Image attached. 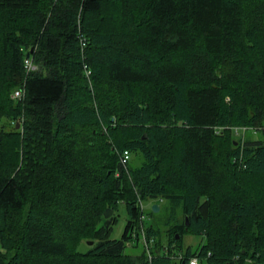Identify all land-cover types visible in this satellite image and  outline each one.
<instances>
[{
	"label": "trees",
	"instance_id": "obj_1",
	"mask_svg": "<svg viewBox=\"0 0 264 264\" xmlns=\"http://www.w3.org/2000/svg\"><path fill=\"white\" fill-rule=\"evenodd\" d=\"M173 247L264 264V0H0V264H172Z\"/></svg>",
	"mask_w": 264,
	"mask_h": 264
},
{
	"label": "rangeland",
	"instance_id": "obj_2",
	"mask_svg": "<svg viewBox=\"0 0 264 264\" xmlns=\"http://www.w3.org/2000/svg\"><path fill=\"white\" fill-rule=\"evenodd\" d=\"M17 88L18 87H15V89H17ZM234 130L236 131V129L235 128L232 129L233 133H234ZM133 160L135 162H137L136 157H134ZM153 202H157V201L152 200V199L144 200V202H143V204H144V216L141 217V218H144V220H143L144 222L142 220H140V222H143V224L144 223H154L159 228L162 243L166 244L168 241V238H169L168 237V232H169L168 231V225L164 224V220L167 217V210H166L164 202H160V208L156 211H153L151 208V205ZM116 216H117V220L115 221V223L113 225L111 236L120 237L122 234L124 225L126 223V220L128 218V213L126 211L124 203L119 204L118 210L116 211ZM180 216L181 215H179V217ZM201 240H202L201 234L185 232V233H183L182 238H181V247L183 249L189 247V248H191V250H194V249H196V247L198 246V244L200 243ZM79 247H80V249H85L86 245H85V243L82 242ZM125 249L127 252L137 253L140 250H142V243L140 241L136 245H131V244L127 243ZM179 250H180L179 247L171 248V254L173 256L172 257V264H183L177 257H174V253L178 252ZM200 264H204V261H202Z\"/></svg>",
	"mask_w": 264,
	"mask_h": 264
},
{
	"label": "built area",
	"instance_id": "obj_3",
	"mask_svg": "<svg viewBox=\"0 0 264 264\" xmlns=\"http://www.w3.org/2000/svg\"><path fill=\"white\" fill-rule=\"evenodd\" d=\"M24 62L27 70H32L37 67V65L32 61L31 58L26 57L24 59ZM13 95L22 97L24 95V89L22 87L15 89ZM234 128L236 129L237 134H242L245 132L246 126L243 127L235 126ZM128 158H129V151L127 149L122 150V152L120 153V162L125 165ZM140 205L141 207H143L144 206L143 202H140ZM141 217H143V215H141ZM142 237L144 239V236ZM148 253H150V251ZM186 264H199V257L197 255L190 256Z\"/></svg>",
	"mask_w": 264,
	"mask_h": 264
},
{
	"label": "water",
	"instance_id": "obj_4",
	"mask_svg": "<svg viewBox=\"0 0 264 264\" xmlns=\"http://www.w3.org/2000/svg\"><path fill=\"white\" fill-rule=\"evenodd\" d=\"M26 55H28V53ZM18 125H19V122L16 123V126H18ZM151 208H152V210L156 211V210L159 209V204L157 202H153L152 205H151ZM112 212H113V208L112 207H106L105 210H104V216L107 217L110 214H112ZM185 219H186V222H188L187 216L185 217ZM176 235H178V234H176ZM91 242H92V240H89V243H91Z\"/></svg>",
	"mask_w": 264,
	"mask_h": 264
}]
</instances>
